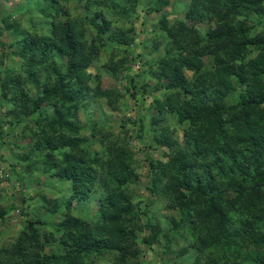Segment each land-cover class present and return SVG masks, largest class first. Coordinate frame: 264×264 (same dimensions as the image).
Segmentation results:
<instances>
[{
    "label": "rangeland",
    "instance_id": "1",
    "mask_svg": "<svg viewBox=\"0 0 264 264\" xmlns=\"http://www.w3.org/2000/svg\"><path fill=\"white\" fill-rule=\"evenodd\" d=\"M48 1L0 0V20L14 12L9 21L10 25H14L12 29L0 22V71L7 75L9 69L16 83L23 85L12 91L7 99L2 96L0 90V208L6 213L3 218L0 217V246L10 251L22 237L27 240L29 232L26 226L29 220L33 219L34 227L42 239L40 241L38 238V245L35 239L28 244L30 260L34 261L40 256L36 251L38 248L41 249V255L58 254L64 252L61 246L63 231L66 235L68 229L73 227L67 223L68 220H81L83 230L73 237V250L78 252L74 264H118L123 261L120 257L122 252L118 249L116 252L112 250L102 253L98 257L89 250L79 251L78 240L87 230L100 231L96 223L101 218L98 212L103 192L107 186H112L109 184L113 180L116 183V179L125 171H132L134 180L129 183L133 191V204L129 205L132 209V224L126 228V233L123 230L120 235L109 234L115 242L125 235L127 241L124 248L129 246L125 248V252H138L137 257L127 262L124 260V264H264V248L253 244L258 237L264 236V218L262 222L255 224V230L249 231L250 234L246 236H255L252 240L241 237L242 234L245 235L240 230L241 216L235 218L231 240L239 252L226 248L224 243L219 246H204L201 240L190 239V223L178 230L179 235L172 230L184 217L183 210L178 208L179 204L189 198L194 207L191 211L195 220L193 223L198 234L205 236L202 217L196 214L199 212V206L202 209L204 203L200 180H213L214 159L229 168V161L225 159L224 151H221V147H224L222 140L221 147L217 144L211 149L215 151L212 160L199 161L193 172L194 185L189 188L186 185L181 186L179 193L165 187L173 177L171 173H167L161 186L155 184V176L148 168L151 162L157 166L159 163L168 162L169 159L167 145H162L159 149L152 148V131L156 128L153 126L154 119L160 123L156 133L164 127L181 144L184 143L183 132L188 128L186 123L178 124V115L168 111L166 99L173 90H168L167 84L170 80L162 75V61L168 59L169 53L173 57V52L169 49L175 46V41L172 40L175 36L184 45L189 46L188 50H192L194 58L204 55L203 51L195 52L194 47H203L199 42L189 43L190 40H186L182 32L184 24H179L182 21L187 23V16L191 11L190 0H169V4L151 12L150 6L155 0H104L103 5L99 7L93 6L94 2L88 3L87 0H59L64 9L61 18L64 19L68 15L79 18L82 21L81 30L86 35L84 38L87 40L84 42H87L85 45L88 51L92 47L99 51L98 57L86 69L89 78L82 76L81 83L85 86L80 92H76L77 99L73 102L66 101L65 104L60 102L57 106V109H65L74 105L69 118L73 127L69 126L63 130L55 129L51 123L53 119L58 118L53 101L45 102L40 112L30 116L24 115L25 109H33L32 101L42 95V87L37 86V82L39 85L49 84V88H54L56 77L53 72H48L46 66L35 67L36 74L29 75L26 61L19 57L20 49L15 43L18 31L20 34L25 31L38 36L49 32L50 20L46 19L41 11ZM96 14L100 16L96 20L98 27L92 23ZM101 19L108 22L102 23ZM233 20L243 22L247 27L254 29L253 35L258 34L264 40V11L261 14L245 11ZM163 22H166V25ZM190 24L191 28L198 29L203 36H206L210 27L215 26L214 20ZM106 28L110 31L105 34ZM173 29H178L177 35L170 38L169 30ZM111 36L115 39L125 37L128 42L121 44L111 41ZM81 39L83 41V38ZM255 51L254 47L250 48L248 55L255 58ZM214 59L211 54L204 62L203 69L213 72ZM59 60L51 58L50 62L57 61L61 71H64L65 58L61 56ZM261 65L263 67V64ZM185 75L188 80L194 77L189 71L185 72ZM13 78L10 77L9 81ZM233 83L235 88L226 101L227 104L237 103L243 94L245 100L252 99V102L261 98L259 105L264 107L262 90L249 93L248 82L241 87L236 86L237 81L234 80ZM142 85H148L146 91ZM15 108L16 113L9 115L8 112ZM63 135L82 139V142L72 148L55 146L52 154L45 149L47 145L37 146L46 136L58 138L57 136ZM55 143L54 141L53 146L57 144ZM109 151H112L113 157L108 156ZM73 158L79 159L82 170L86 168L84 171L88 176L82 177L83 180L87 182L91 179L88 184L90 191L86 198H81L72 181L62 178V174L70 165L68 159ZM227 159L229 160L228 157ZM232 173L235 175V172ZM224 195L235 196L233 190L224 191ZM24 198L27 202L23 201ZM170 205L176 207L172 208ZM187 208L186 206L184 209ZM125 215H128V212ZM138 225L143 230H139V234L132 232ZM147 226L161 232L158 243H147L146 238L152 234ZM110 228L102 227L100 232L107 234ZM255 231L259 232V235H255Z\"/></svg>",
    "mask_w": 264,
    "mask_h": 264
},
{
    "label": "trees",
    "instance_id": "2",
    "mask_svg": "<svg viewBox=\"0 0 264 264\" xmlns=\"http://www.w3.org/2000/svg\"><path fill=\"white\" fill-rule=\"evenodd\" d=\"M103 1L87 0L88 3L94 2L93 6L97 5V7L102 6ZM190 2L191 11L187 16V23L182 21L179 24H184L182 32H184L185 39L190 40L189 43L199 42L203 47V49L194 47L195 52L203 51L204 55L194 58L192 50H188L189 46L184 45L175 36L172 39L175 41L173 43L175 46L169 49L170 52H173V57L169 53L168 59L162 61L164 70L162 75L167 76L170 80L167 84L168 90H173V93L166 99L168 111L178 115V124L186 123L188 128H185L183 132L184 143L181 144L164 127H161L156 133V128L160 123L155 118L153 126L156 128L152 131L154 135L152 148L159 149L162 145H167L169 159L168 162L159 163L157 166L151 162L148 168L150 173L155 176V184L161 186L165 182L167 173H171L173 177L165 187L172 189V192L179 193L181 186L186 185L189 188L194 185L195 175L193 172L199 165V161L201 159L212 160L215 151L211 149L215 148L214 146L217 144L220 146L222 140L224 147H220L221 151H224L225 159L229 161V168L219 163L218 159H214L212 161L215 166L213 180H200L201 197L204 203L202 209L199 206V212L197 211L196 214L202 217V229L206 233L205 236L198 234L193 223L195 220L191 211L194 207L189 198L179 204L178 208L183 210L184 217L172 230L179 235L178 230L190 223V239L201 240L204 246H219L224 243L226 248L239 252L231 240L235 218L241 216L240 230L245 233L241 237L249 240L255 237H246L250 234L249 231L255 230L254 225L262 222L264 218V107L259 105L262 102L261 98L259 101L252 102V99L245 100L243 94L240 95V100L237 103L229 105L226 101L235 88L234 83L232 84L234 80L237 81L236 86L238 87L248 82L250 88L247 92L249 93L262 90L264 94V83L261 84L264 81V40L258 34L253 35L254 29L247 27L243 22H235L233 19L244 14L245 11H255L261 14L264 11V0H190ZM166 4H169V0H155L154 4L150 6L149 12ZM127 7L130 8V5ZM41 11L43 16L50 20L49 32L38 36L32 32L21 31L20 34L18 31L15 43L20 49L19 57L26 61L29 75L36 74L35 67L46 66L48 72H53L56 81L54 88H49V84L39 85L37 82V86L42 87V95L32 101L33 109H25L24 115L30 116L40 112L45 102L53 101L58 117L51 121L53 127L57 130L68 129L69 126L73 127L69 118L73 113L74 105L65 109H57V106L60 102L65 104L66 101L73 102L75 100L76 92H80L85 86L81 83L82 76L89 78L86 75V69L98 57L99 51L96 47H92L88 51V47L85 45L87 42H84L87 40L84 38L86 35L81 30L82 21L79 18L75 19L70 15L64 19L61 18L64 9L59 0H49ZM13 13L0 20L8 29H12L14 26L9 24ZM99 18V14H96L92 20V23L97 27L99 25L96 20ZM204 20H214L215 22V26L209 28L206 36L201 35L198 29L189 26L192 22L194 24ZM101 22L108 21L101 19ZM163 23L166 25V22ZM18 26L19 24H17ZM106 29L104 30L105 34L110 31V29ZM177 30H169L170 38L172 35H177ZM111 38V41L121 44L128 42L125 37L115 39L111 36ZM253 47L256 50L255 58L248 55L250 48ZM211 54L215 57L213 72L203 69L204 62ZM61 56L65 58L64 71H61L57 61L50 62L51 58L59 60ZM259 69L262 71L260 72ZM11 70L14 71V69ZM187 71L194 74L192 80L186 78L185 72ZM6 73L7 75L0 71V90L5 99L12 91L23 86L16 83L9 69ZM10 77L13 79L9 81ZM147 86L142 85V88L146 91ZM29 100L27 97V101ZM16 111L17 108L11 109L8 113L13 115ZM48 137H44L37 146L45 147L47 145L45 149L49 154L54 153L55 146L72 148L82 142V139H72L65 135L57 136L58 138ZM54 141L57 144L55 143L56 145L53 146ZM108 156L113 157L112 151H109ZM68 160L70 165L62 174V178L72 181L81 198H86L90 191L88 184L91 181L89 179L86 182L82 178L88 176V173L84 171L86 168L82 170L79 159ZM221 170L222 172L219 173ZM232 172H235V175ZM132 175V171H125L116 179V183L113 180L109 184L112 186H107L103 192V200L98 212L101 218L96 225L100 231L102 227H111L110 232L103 234L99 230L98 232L87 230L86 234L78 240L79 251L89 250L92 254L100 257L102 253L112 252V250L116 252L115 250L118 249L122 252L120 257L123 259V261L120 259L118 264H124V260L127 262L131 258L137 257L138 252L135 250L125 252V248H129V246L124 248L127 241L125 235L120 236L116 242L109 237V234L120 235L123 230L126 233V228L132 224V222L130 223L132 221L130 210L132 209L129 206L133 204L131 201L133 191L129 187V183L134 180ZM229 190H233L235 196L226 197L224 191ZM23 201L27 202V199L24 198ZM170 206L176 207L175 205ZM186 206L188 208L184 209ZM127 212L128 215H125ZM5 214L4 209L0 208V217L3 218ZM123 220L126 221L123 222ZM34 223L33 219L29 220V224L26 226L29 237L27 240L23 237L18 240L12 247L13 250L8 251L9 249L0 246V264H74L78 252L73 250L75 245L73 237L83 230L82 221L68 220L67 223L73 227L68 229L67 236L63 231L61 246L64 252L41 255V249L38 248L36 251L40 256L32 261L28 253V244L35 239L36 245H38V240L42 239L39 231L34 227ZM148 228L151 229L152 234L146 238L147 243L149 245L154 242L158 243L161 232L152 227ZM139 230L143 229L138 225L131 231L139 234ZM254 234L259 235V232L255 231ZM242 242L243 240L239 243L240 246ZM253 244L264 248V236L258 237ZM41 248L44 247L41 246ZM90 264L96 263L91 262ZM210 264L214 263L210 262Z\"/></svg>",
    "mask_w": 264,
    "mask_h": 264
}]
</instances>
